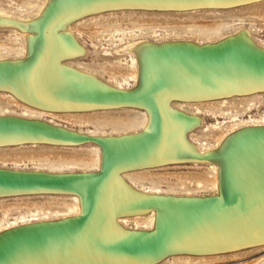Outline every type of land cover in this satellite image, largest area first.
<instances>
[{"label":"bare ground","instance_id":"6f19581e","mask_svg":"<svg viewBox=\"0 0 264 264\" xmlns=\"http://www.w3.org/2000/svg\"><path fill=\"white\" fill-rule=\"evenodd\" d=\"M196 1L233 3L242 0H52L48 2L47 12L45 10L47 15H42L38 24L21 25L26 34L32 35L27 37L29 53L22 61H0L1 88L43 107L33 108L49 113L92 111L85 108L94 109L101 106L104 108L121 98L131 99L136 105L144 107L148 122L140 134L106 139L99 137L98 139L103 140V144L99 145L102 148L103 163L97 173H70L48 179L25 174L23 171L0 169V193L30 191L42 186L60 191L59 194H73L69 192L72 191L70 189L62 190L55 186V182H72L77 192L73 195L79 196L82 207L81 214L75 219L48 224H29L28 227L12 229L1 234L0 253L20 244L32 242H34L32 245L42 243L43 246H48L50 243L78 236L80 231L97 241L111 243L139 241L153 233L126 231L118 222V219L126 216L119 215L136 216L155 210L157 221L154 232L157 233L178 221L197 217L214 209L223 212L232 209V206L238 207L237 200L250 196L256 190L253 186L264 190L263 127L237 131L221 142L219 150L201 153L187 139V132L199 125V121L176 111L170 103L173 96H177L174 100L203 101L260 92V87L264 86V49L255 45L246 31L226 38L220 43L202 46L189 42L162 45H152L150 42L137 43L129 51H133L138 57L140 78L139 86L131 92H123L121 89L115 92L114 88H108L98 82L96 77L79 73L80 71L66 68L68 66L62 64L63 59L80 53V48L72 39L73 36L68 34L70 28L68 23L73 19L111 9L166 11L130 8L136 3L186 5ZM257 78L263 80L262 83L253 82L254 84L248 85L247 82ZM14 95L11 94L18 100ZM116 108L120 107L109 109ZM67 139H75L72 144L79 143L75 134L46 125L39 120L14 116L0 117L1 146L13 145L11 143L22 144L21 142L25 141H30L31 144H46L42 143L45 141L62 143ZM185 160L209 161L220 167L218 187L219 195L225 198L224 201L214 206L215 199L208 198L155 195L147 197L148 195L143 196L132 190L121 176L123 172ZM236 162L237 170L243 166L239 176L233 170L230 171ZM244 169L249 171L250 176L242 179ZM194 233L207 234L200 236L226 237L234 234L233 236L243 237L217 246L186 244L167 248L149 261L153 263L167 254L176 252L185 253L178 255L197 253L201 255L196 256H207L214 255L210 253L246 246V242L264 236V203H257L245 211L240 208L232 210L219 217L211 228H195ZM205 241L204 238L195 240ZM262 245L264 242L254 246ZM184 249L210 250L203 253ZM61 262L63 261L39 264ZM260 264H264V260Z\"/></svg>","mask_w":264,"mask_h":264},{"label":"rangeland","instance_id":"374dc122","mask_svg":"<svg viewBox=\"0 0 264 264\" xmlns=\"http://www.w3.org/2000/svg\"><path fill=\"white\" fill-rule=\"evenodd\" d=\"M51 1L0 0V61L26 58L28 38L32 35L26 34L21 25L38 24L42 15H47L45 10L47 12ZM68 24V34L73 36L80 53L63 59L62 64L123 92L134 91L139 86L138 57L129 51L137 43L189 42L202 46L220 43L246 31L253 43L264 49V0L224 8L180 11L111 9L73 19ZM262 81L257 78L247 83ZM24 103L0 90V117L39 120L88 139L140 134L148 122L146 111L135 106L49 113ZM170 103L176 111L199 121V125L187 132V139L201 153L219 150L221 142L237 131L264 128V92L203 101L172 100ZM101 149L92 140L70 145L0 146V169L51 175L97 173L103 163ZM215 164L185 160L131 170L121 176L132 190L147 197L213 198L220 194V167ZM78 197L55 193L1 197L0 235L29 224L75 219L82 212ZM127 215H119L126 217L118 219L126 231L144 233L156 228L155 210ZM263 260L264 245L207 256L169 255L153 264H260Z\"/></svg>","mask_w":264,"mask_h":264},{"label":"water","instance_id":"95a60500","mask_svg":"<svg viewBox=\"0 0 264 264\" xmlns=\"http://www.w3.org/2000/svg\"><path fill=\"white\" fill-rule=\"evenodd\" d=\"M259 0H242L237 2H221V3H213V2H207V1H196L191 2V4L186 5H156V4H134L133 7L130 8H153V9H166V11L169 10H192L199 7H212V8H224V7H230L234 5H242V4H248L250 2H256ZM127 7V6H126ZM260 92H264V86L260 87ZM0 90H5L11 94L14 95V93L8 91L7 89L1 88ZM117 92L116 90H114ZM131 92V91H130ZM236 92H243V91H236ZM18 100H21L25 103H28L32 105L33 107L36 106L38 108H43L38 105H34L30 102H28L26 99H22L18 97L16 94L14 95ZM177 96H173L172 100H174ZM135 101L131 99L121 98L117 101H114L113 103L108 104L107 107H95L94 109L91 108H85L88 110H98L100 109H109L113 107H140L144 109L141 105H136L134 103ZM46 109V108H44ZM55 110V109H54ZM145 110V109H144ZM48 125V124H46ZM50 126V125H49ZM77 141H83V140H92L96 142L99 145H102L101 139L98 138H84L78 136ZM75 139H67L64 140V142H54V141H45L42 143H46L49 145H67L72 144L71 142H74ZM22 144H31L30 141L21 142ZM11 144H20V143H11ZM4 145V144H3ZM1 146V145H0ZM236 164L230 169V171H234L236 175H240L242 167L240 166V170H237ZM248 170L244 169V176L242 179H245L246 176H250L248 174ZM25 174H33L36 176H39L41 178H54V177H60L59 175H51V174H41V173H31V172H24ZM68 175V174H65ZM55 186H58L60 188L65 190L64 188L70 189L72 191H69L70 193L76 194V190L73 188L74 184L72 182L65 183V182H55ZM260 188V186H258ZM38 187L35 189H31L30 191H14L13 193H0L1 197H7V196H17V195H24V194H41V193H57L59 194L60 191H56L53 188H42ZM254 192L250 196H247L246 198L242 200H237L239 203L236 205L238 207L232 206V209L220 212V209H214L210 212H206L200 216L193 217V218H186V220H181L173 225L169 226L168 228H165L157 233L154 232V230L150 231L149 233L152 234L148 236L147 238H144L139 241L134 242H117V243H111V242H105V241H97L95 239H91L85 235L83 231L78 232V236L69 237L67 239H64V241L60 240L56 243H50L48 246H43L41 244H34V242L29 244H20L16 247H13L9 250L3 251L0 253V264H39L43 262H55V261H63L61 264H153L160 260H162L166 256H171L175 254H185L184 252H176V253H170L165 255L162 259L155 261L151 263L149 260L157 256L158 254L165 251L167 248H173L179 245H186V244H194V245H200V246H217L218 244H223L226 242H232L234 240H237L243 236H233L234 234H231V236H200V235H207L206 233H194L195 228H211L213 225H215V222L217 219L224 214L235 210L237 208H240V210H248L250 207H252L255 204H262L264 203V190L257 189L255 186H253ZM68 193V192H65ZM208 199H215L214 206L219 205L222 201H224L225 198H222L215 196L213 198ZM234 203V202H233ZM209 207V206H207ZM213 207V206H212ZM225 208V207H224ZM222 209V208H221ZM231 224V223H229ZM227 224V225H229ZM60 226V225H57ZM226 226V225H225ZM155 233V234H154ZM247 236V235H246ZM206 239L205 242H195V240L198 239ZM260 240V241H259ZM264 236L259 237L257 239H254L252 241L246 242L247 245L240 248H235L231 250H224L219 252H214L210 254H220L224 252H232L236 250H241L244 248L251 247V245H256L259 243H262L264 241ZM47 244V243H45ZM32 245V246H31ZM244 245V244H243ZM199 248H205V247H199ZM208 248V247H206ZM215 249V248H213ZM188 251H203V253H207L204 251L210 250V249H184ZM187 254H196L201 255L197 253H187ZM204 255V254H203Z\"/></svg>","mask_w":264,"mask_h":264}]
</instances>
